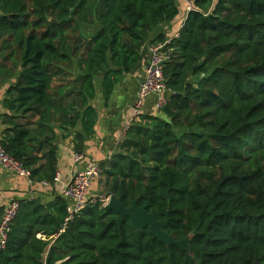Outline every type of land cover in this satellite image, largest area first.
I'll list each match as a JSON object with an SVG mask.
<instances>
[{
    "label": "trees",
    "instance_id": "16d2710c",
    "mask_svg": "<svg viewBox=\"0 0 264 264\" xmlns=\"http://www.w3.org/2000/svg\"><path fill=\"white\" fill-rule=\"evenodd\" d=\"M193 4L167 35L185 0H0V147L52 187L59 137L73 134L83 155L99 93L108 104L171 40L169 102L99 164V195L69 223L62 196L20 203L0 264H264V0ZM112 196L168 220L163 230L190 250L120 225L103 204Z\"/></svg>",
    "mask_w": 264,
    "mask_h": 264
},
{
    "label": "crops",
    "instance_id": "0c3cea01",
    "mask_svg": "<svg viewBox=\"0 0 264 264\" xmlns=\"http://www.w3.org/2000/svg\"><path fill=\"white\" fill-rule=\"evenodd\" d=\"M187 16V12L183 9L178 21L165 25L162 28L163 31L167 35H172L178 28L177 24L186 20ZM149 62L148 50L141 67L116 86L108 104L105 103L102 92L99 93L93 103L98 112L95 134L85 141L84 158L81 162L75 163L73 159L74 135L66 139L59 137L58 177L55 187L46 183H35L0 167V218L13 202L40 201L46 207L54 206L58 196H61V190L71 182L76 172L85 169L90 162L100 164L108 161L120 151L128 127L138 123V121H133V116L138 110L136 105L139 89L146 78V68ZM3 95L4 93L0 92V114L3 112L1 104ZM157 100L158 96L153 95L145 98L142 107L138 110L140 118L141 116H157L160 113L155 107ZM2 130L3 127L0 126V134ZM89 192L91 197L99 195L101 192L99 182L95 181Z\"/></svg>",
    "mask_w": 264,
    "mask_h": 264
},
{
    "label": "built area",
    "instance_id": "2783aa9c",
    "mask_svg": "<svg viewBox=\"0 0 264 264\" xmlns=\"http://www.w3.org/2000/svg\"><path fill=\"white\" fill-rule=\"evenodd\" d=\"M187 3L186 12H192L195 10L193 0H185ZM185 21V20H184ZM183 21V22H184ZM183 22L180 26V29L183 28ZM179 33H176L173 36L178 38ZM171 40H168L164 43H158L153 45L150 48L151 60L149 65L146 68V78L142 83L137 100V108L142 107L145 98L150 95L158 96L156 102V110H163L164 107L169 102V98L165 95L169 90L166 86V80L164 76V69L166 67V62L169 61L170 56L168 53H165V47L170 43ZM136 111L133 116V121H140L139 111ZM132 121V122H133ZM129 129V127H128ZM83 155H78L74 153L73 159L75 163H79L83 160ZM0 167L24 176L30 179V172L26 170L20 163L15 161L6 152L0 147ZM102 175V169L99 164L90 162L87 164L86 168L76 172L73 176L71 182L61 190V196L68 201L67 212L68 217L66 218V223L72 221L77 213L85 208L87 201L90 199L89 191L93 182L98 180ZM58 177V175H57ZM57 180V178H56ZM110 198H107L104 201V205L109 202ZM20 211V203L13 202L11 203L4 214L0 218V253L4 251L8 244L9 234L12 229V225L16 220L18 213Z\"/></svg>",
    "mask_w": 264,
    "mask_h": 264
},
{
    "label": "water",
    "instance_id": "95a60500",
    "mask_svg": "<svg viewBox=\"0 0 264 264\" xmlns=\"http://www.w3.org/2000/svg\"><path fill=\"white\" fill-rule=\"evenodd\" d=\"M202 64L203 60L200 61L196 67H200ZM105 207L107 210L114 211L119 216L118 223L120 225L126 218H129L134 229L143 230L149 227L151 234L167 245L176 244L183 250H190V239H186L182 242H175L173 238L163 230L168 220L158 222L153 214L147 213L145 208L138 207L137 202H134L131 208H125L121 198L112 196Z\"/></svg>",
    "mask_w": 264,
    "mask_h": 264
},
{
    "label": "rangeland",
    "instance_id": "374dc122",
    "mask_svg": "<svg viewBox=\"0 0 264 264\" xmlns=\"http://www.w3.org/2000/svg\"><path fill=\"white\" fill-rule=\"evenodd\" d=\"M83 31H84V33L86 34V35H92L94 32H95V28H93V27H88V26H84L83 28ZM160 112H161V110H160ZM138 122H140V121H138ZM134 123V122H133ZM103 178V176L101 175V177L98 179V181L97 182H99L101 179ZM101 187V186H100ZM89 197H90V199L92 198L91 197V195H90V192H89ZM94 197V196H93ZM97 198V197H96ZM106 199V198H105ZM105 199H103V200H105ZM103 204H104V201H103Z\"/></svg>",
    "mask_w": 264,
    "mask_h": 264
}]
</instances>
